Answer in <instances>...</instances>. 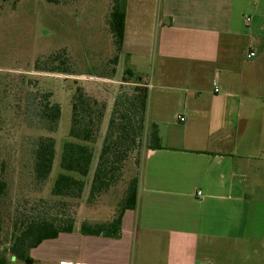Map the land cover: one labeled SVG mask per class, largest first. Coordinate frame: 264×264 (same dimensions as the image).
Returning a JSON list of instances; mask_svg holds the SVG:
<instances>
[{
	"label": "crops",
	"instance_id": "crops-1",
	"mask_svg": "<svg viewBox=\"0 0 264 264\" xmlns=\"http://www.w3.org/2000/svg\"><path fill=\"white\" fill-rule=\"evenodd\" d=\"M146 53L162 148H147L130 177L137 207L118 238L80 231L111 220L122 199L89 200L93 156L74 230L31 248L33 264H212L207 247L247 238L250 194L264 186V0H126L119 58L142 75L134 59Z\"/></svg>",
	"mask_w": 264,
	"mask_h": 264
},
{
	"label": "rangeland",
	"instance_id": "rangeland-1",
	"mask_svg": "<svg viewBox=\"0 0 264 264\" xmlns=\"http://www.w3.org/2000/svg\"><path fill=\"white\" fill-rule=\"evenodd\" d=\"M112 5L113 0H61L58 4L46 0H0V159L5 163L3 177L8 183V193L0 204V264H25L14 257L11 247L28 217L49 213L65 219L74 216L82 202V196L80 199L52 194L54 181L62 171L63 144L74 140L69 130L73 95L78 86L110 104L95 141L89 143L94 150V162L98 161L104 145L111 106L117 96L122 97L128 110L126 118L116 116L114 127L121 131L139 127L136 143L124 162L123 175L106 192L103 201L123 198L129 178L140 165L137 160L141 163L151 144L153 122L147 114V100L150 82L153 102L159 91L157 76L152 73L156 61L154 58L153 62L150 53L134 59L138 72L145 76L143 80L125 74L128 57L114 61L118 52L109 27ZM56 53L70 72L36 68L38 59L43 63ZM30 92L38 93L39 98L43 93H51V100L60 103L62 114L56 131L40 126L27 113ZM42 135L56 139L53 169L44 183L35 179L33 170L34 144ZM85 195L87 198L88 194ZM250 197L247 238L219 240L207 247L206 254L212 264H264V186L251 192Z\"/></svg>",
	"mask_w": 264,
	"mask_h": 264
},
{
	"label": "trees",
	"instance_id": "trees-1",
	"mask_svg": "<svg viewBox=\"0 0 264 264\" xmlns=\"http://www.w3.org/2000/svg\"><path fill=\"white\" fill-rule=\"evenodd\" d=\"M49 3L58 4L61 0H46ZM109 27L116 45L117 54L114 61H119L120 52L124 43L126 28V0H113L109 17ZM60 60V63H55ZM37 69L59 72H70L58 53L51 54L42 63L38 59L35 64ZM125 74L137 76L143 80V76L135 73L131 68L125 69ZM28 94L26 111L36 118L37 123L49 131H56L62 114L59 102L51 100V93ZM124 109L122 111V109ZM72 119L69 136L74 140H67L63 144L60 165L62 171L57 175L52 194L56 196H67L80 198L86 186L85 177L89 174L90 166L94 156V150L89 143L95 141L99 131L104 112L107 108L106 102L86 93L83 86H78L73 95ZM128 107L121 96L115 99L114 107L109 119L107 132L104 137V145L101 148L97 166L91 181L89 200L94 201L96 197L113 186L122 177L124 162L129 156V151L136 143L139 127H130L126 130L114 127V120L119 114L120 118H126ZM150 146L148 148H162L158 127L153 123L150 134ZM114 145L118 149H112ZM34 176L35 179L44 183L50 177L56 155V139L51 135L39 136L34 144ZM140 164V161L137 160ZM5 163L0 159V204L8 193V183L3 177ZM78 174L80 177L75 176ZM139 177L130 178L127 189L119 202L115 215L111 220L101 223H89L83 221L80 231L84 234L105 235L109 237H120L122 233V217L127 209H135L138 204ZM45 202L46 199H41ZM49 214V213H48ZM41 214L31 216L24 222V228L17 235L11 251L15 258L24 261L25 264H33L34 259L30 256V249L38 246L43 240L58 237L61 232H72L75 225L74 216H66L61 219L57 216ZM1 218V209H0Z\"/></svg>",
	"mask_w": 264,
	"mask_h": 264
},
{
	"label": "built area",
	"instance_id": "built-area-1",
	"mask_svg": "<svg viewBox=\"0 0 264 264\" xmlns=\"http://www.w3.org/2000/svg\"><path fill=\"white\" fill-rule=\"evenodd\" d=\"M181 120H184V118L181 117ZM198 194H199V195H202V191H199Z\"/></svg>",
	"mask_w": 264,
	"mask_h": 264
}]
</instances>
